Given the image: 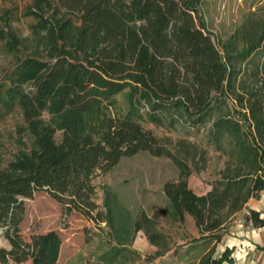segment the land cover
Here are the masks:
<instances>
[{"label": "trees", "instance_id": "1", "mask_svg": "<svg viewBox=\"0 0 264 264\" xmlns=\"http://www.w3.org/2000/svg\"><path fill=\"white\" fill-rule=\"evenodd\" d=\"M201 2L30 0L23 12L33 18L28 37L0 28L2 50L16 56L0 76V121L14 112L21 119L19 147L0 162V224L16 226L23 198L39 191L65 212L89 216L98 208L94 179L122 157L147 152L178 169L162 186L168 203L154 217L125 211L124 218L106 200L96 221L107 223L115 244L94 264H132L139 257L128 245L138 231L156 247L153 257L167 252L157 215L179 227L186 215L194 219L198 236L182 239L199 250L195 264H237L233 247L215 253L234 216L264 190V16L244 17L215 41ZM123 91L128 108L114 113ZM143 122H179L187 133L201 131L205 146L180 138L171 149ZM209 147L221 166L209 190L197 194L188 177L210 159ZM243 219L264 228L259 211ZM62 242L56 230L43 233L28 264H57Z\"/></svg>", "mask_w": 264, "mask_h": 264}, {"label": "rangeland", "instance_id": "2", "mask_svg": "<svg viewBox=\"0 0 264 264\" xmlns=\"http://www.w3.org/2000/svg\"><path fill=\"white\" fill-rule=\"evenodd\" d=\"M29 3L30 0H0V28L7 26L19 37H28L29 25L33 18L24 16L23 12ZM201 11L216 41L226 39L244 17H263L264 0H202ZM23 54V51L18 53L19 56ZM15 61L16 56L4 52L0 43V76L10 69ZM115 99L113 112L123 114L128 108L126 91L117 94ZM20 122L18 112L0 121L2 166L6 165L19 147L15 126ZM143 125L151 128L158 137L166 139V144L171 149H175L174 143L180 138L194 142L199 149L205 146V138L201 131L187 133L179 122L171 128L154 127L147 122H143ZM22 137V141L28 147L30 143L28 136L23 133ZM56 138H59L58 133ZM208 155L210 159L206 163L199 162L203 168L189 177L190 187L199 191L210 188L211 182L216 179V169L221 166V160L216 158V153L211 147L208 148ZM177 176L178 169L169 158L139 152L122 157L111 170L94 179L96 186L94 201L98 208L89 216H83L75 211L65 212L64 206L44 191L36 192L31 198H23L24 212L21 221L12 228L0 224V264H28L38 247L40 235L49 230H56L62 241L69 238L59 264H94L98 255L115 244L107 223L96 221L104 217L106 211L104 202L108 200L113 212L116 215L122 213L124 218L127 216L125 211L130 217L141 212L154 217L156 210L168 203L162 190L163 183L174 180ZM240 218L241 215L236 214L232 223H239ZM154 225L166 234V242L169 250H172L153 257L156 249L149 244L143 231L140 232V236L136 232L128 245L130 247L133 244L136 236L135 245L139 258L132 264H195L199 256L198 249L189 251V247L186 250H183L181 245L173 247V244L187 232V222L179 227L171 219L157 215ZM230 237L231 235L227 233L224 241ZM233 252L235 255V251Z\"/></svg>", "mask_w": 264, "mask_h": 264}, {"label": "crops", "instance_id": "3", "mask_svg": "<svg viewBox=\"0 0 264 264\" xmlns=\"http://www.w3.org/2000/svg\"><path fill=\"white\" fill-rule=\"evenodd\" d=\"M190 188L197 194H204L206 191L209 190V188H206L203 191H199L192 187ZM249 209L259 211L261 213V216H264V190L260 192L258 198L249 199L243 209L237 213L241 215L240 222L237 224H235V222L231 223L228 230L223 234L221 241L217 244L216 254H219L225 246H229L234 248V251L236 253L234 257L236 259L237 264H264V228L252 227L251 225L244 223L243 217ZM186 222L187 232H185V235L198 236V230L195 226L194 219L190 215L185 216V224ZM140 232L141 231H138L137 235L140 236ZM227 233H229L231 237L228 240L224 241V237L227 236ZM67 240H69V238L65 239V241H63L61 244L57 264H59L60 257L67 246ZM135 241L136 236L133 241V244L130 247L136 251L137 247L135 245ZM176 245H181V247L184 248L183 250H186L193 244L187 243L186 239L184 238H180L178 241L175 242V244H173V247H175ZM151 246L156 249L155 246ZM171 250L172 249L168 250L167 252H170Z\"/></svg>", "mask_w": 264, "mask_h": 264}]
</instances>
